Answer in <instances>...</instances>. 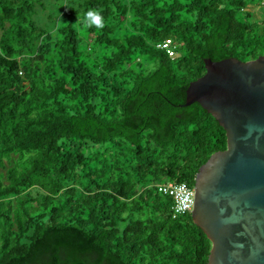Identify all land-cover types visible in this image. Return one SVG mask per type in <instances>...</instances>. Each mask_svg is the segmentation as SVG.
Returning <instances> with one entry per match:
<instances>
[{"label":"trees","instance_id":"trees-1","mask_svg":"<svg viewBox=\"0 0 264 264\" xmlns=\"http://www.w3.org/2000/svg\"><path fill=\"white\" fill-rule=\"evenodd\" d=\"M55 1L0 0V264H209L158 185L227 148L187 91L207 58L264 55V1Z\"/></svg>","mask_w":264,"mask_h":264},{"label":"water","instance_id":"water-1","mask_svg":"<svg viewBox=\"0 0 264 264\" xmlns=\"http://www.w3.org/2000/svg\"><path fill=\"white\" fill-rule=\"evenodd\" d=\"M205 63L185 105L200 103L228 140L200 167L191 214L212 243L209 264H264V55Z\"/></svg>","mask_w":264,"mask_h":264},{"label":"built area","instance_id":"built-area-1","mask_svg":"<svg viewBox=\"0 0 264 264\" xmlns=\"http://www.w3.org/2000/svg\"><path fill=\"white\" fill-rule=\"evenodd\" d=\"M157 46L160 49L166 50L170 56L175 55V42L172 38L166 39ZM158 190L160 193L172 197L174 218L193 211L195 190L188 183L178 181L163 182L158 185Z\"/></svg>","mask_w":264,"mask_h":264},{"label":"rangeland","instance_id":"rangeland-1","mask_svg":"<svg viewBox=\"0 0 264 264\" xmlns=\"http://www.w3.org/2000/svg\"><path fill=\"white\" fill-rule=\"evenodd\" d=\"M43 4L45 5H49V3H55V0H42ZM256 13H259L260 15H262L264 17V13L262 12V9L260 7L256 6ZM50 11L49 9H43V6L40 5V9H39V13L36 16V20L37 22L44 26L48 21H49V15ZM255 13V12H254Z\"/></svg>","mask_w":264,"mask_h":264},{"label":"clouds","instance_id":"clouds-1","mask_svg":"<svg viewBox=\"0 0 264 264\" xmlns=\"http://www.w3.org/2000/svg\"><path fill=\"white\" fill-rule=\"evenodd\" d=\"M85 27L95 25L97 28H102V17L96 11H88L84 20Z\"/></svg>","mask_w":264,"mask_h":264}]
</instances>
